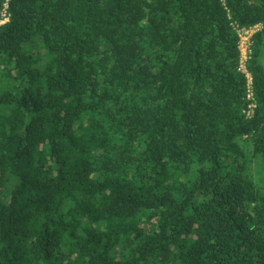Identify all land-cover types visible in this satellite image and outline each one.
Here are the masks:
<instances>
[{
    "label": "trees",
    "instance_id": "1",
    "mask_svg": "<svg viewBox=\"0 0 264 264\" xmlns=\"http://www.w3.org/2000/svg\"><path fill=\"white\" fill-rule=\"evenodd\" d=\"M6 2L0 264H264V0Z\"/></svg>",
    "mask_w": 264,
    "mask_h": 264
},
{
    "label": "built area",
    "instance_id": "2",
    "mask_svg": "<svg viewBox=\"0 0 264 264\" xmlns=\"http://www.w3.org/2000/svg\"><path fill=\"white\" fill-rule=\"evenodd\" d=\"M8 8L7 2L4 4V10L2 11V13H0V26L5 24L6 22H8L9 20V16L8 13L6 11V9ZM258 30V26L251 28V29H243L239 31V37H240V43H239V48L241 51V59H240V71L244 72L246 74V77L248 79V87H250L251 85V78L250 75L247 73L246 70V60H247V56L249 53V46L250 43L252 41V37L254 35V33ZM248 98H250L251 100L253 99V93L251 91V89H248ZM254 104H252L249 108L252 109L254 108Z\"/></svg>",
    "mask_w": 264,
    "mask_h": 264
},
{
    "label": "clouds",
    "instance_id": "3",
    "mask_svg": "<svg viewBox=\"0 0 264 264\" xmlns=\"http://www.w3.org/2000/svg\"><path fill=\"white\" fill-rule=\"evenodd\" d=\"M255 27H257V26H255ZM254 28V27H253ZM262 29V26L261 25H258V30L257 31H259V30H261ZM247 30V29H246ZM255 107V106H254ZM253 109L254 108H252V109H249V111H248V115L250 116L252 113H253Z\"/></svg>",
    "mask_w": 264,
    "mask_h": 264
}]
</instances>
